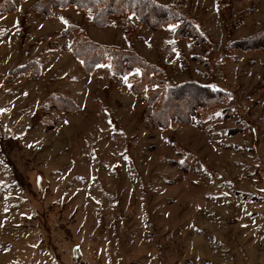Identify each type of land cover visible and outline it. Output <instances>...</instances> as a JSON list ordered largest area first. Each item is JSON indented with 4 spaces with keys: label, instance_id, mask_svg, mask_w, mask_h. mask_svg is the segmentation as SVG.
<instances>
[{
    "label": "rangeland",
    "instance_id": "rangeland-1",
    "mask_svg": "<svg viewBox=\"0 0 264 264\" xmlns=\"http://www.w3.org/2000/svg\"><path fill=\"white\" fill-rule=\"evenodd\" d=\"M36 1L0 12V264H264V50H224L263 31L264 0H156L205 41L174 25L127 33L123 18L99 27L74 6L28 12ZM69 24L159 66L160 88L230 96L160 126L149 89H128L139 72L82 71ZM51 95L77 109L36 120Z\"/></svg>",
    "mask_w": 264,
    "mask_h": 264
},
{
    "label": "trees",
    "instance_id": "trees-1",
    "mask_svg": "<svg viewBox=\"0 0 264 264\" xmlns=\"http://www.w3.org/2000/svg\"><path fill=\"white\" fill-rule=\"evenodd\" d=\"M229 0L221 2L226 5ZM74 6L77 9L91 14L92 23L99 27H105L112 22V18L126 20L125 29L130 32L134 23H140L152 30H159L166 25L175 26L176 36L203 38L204 34L195 28L191 19L181 13L176 7L158 3L156 0H38L34 2L28 12L37 15L50 16L55 9H63ZM223 7V6H222ZM14 7L9 0H0V12H8ZM135 18V21L132 20ZM134 23H133V22ZM134 29V28H133ZM73 39L70 43V51L81 63L82 71L92 73L98 66L106 65L110 73L116 77L124 78L139 72L135 78L127 82L128 89L133 93L149 89V103L154 106L152 119L160 116V126H166L174 121L190 122L193 118L206 119L217 98L230 96L223 88H215L211 85H203L195 81H186L178 85H168L160 88L161 83L157 76L161 75V69L156 64L148 63L138 55L135 50L101 44L91 40L82 28L69 24L65 30ZM224 50H239L241 52L264 50V29L246 38L230 40L224 46ZM22 65L15 72L28 73L33 65ZM35 68V67H34ZM142 89V90H141ZM139 91V92H140ZM167 106L163 110L161 105ZM77 107L66 96H48L39 106L36 120L43 111H75ZM174 114V117L171 115ZM153 119V121H155ZM158 121V120H157ZM156 122V121H155Z\"/></svg>",
    "mask_w": 264,
    "mask_h": 264
}]
</instances>
